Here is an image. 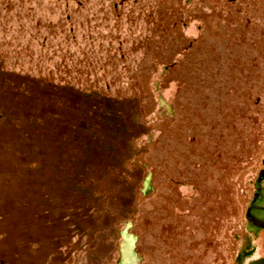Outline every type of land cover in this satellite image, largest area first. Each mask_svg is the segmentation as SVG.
<instances>
[{"label": "rangeland", "instance_id": "obj_1", "mask_svg": "<svg viewBox=\"0 0 264 264\" xmlns=\"http://www.w3.org/2000/svg\"><path fill=\"white\" fill-rule=\"evenodd\" d=\"M263 169L264 0H0V264H250Z\"/></svg>", "mask_w": 264, "mask_h": 264}, {"label": "water", "instance_id": "obj_2", "mask_svg": "<svg viewBox=\"0 0 264 264\" xmlns=\"http://www.w3.org/2000/svg\"><path fill=\"white\" fill-rule=\"evenodd\" d=\"M260 199H261V201H259ZM260 204H264V169L257 179L255 196H254V200H253L252 207L250 210L249 229H250L251 233L253 234V236L257 235L260 231H262L264 229V219L261 220L262 223H260V224H256L251 220V217L254 215L256 216V212L258 211V209H256V206L260 205ZM252 209H253V211H252ZM133 256H135L134 253H132V257ZM250 264H264V258H260V259H257L255 261H252Z\"/></svg>", "mask_w": 264, "mask_h": 264}, {"label": "flooded vegetation", "instance_id": "obj_3", "mask_svg": "<svg viewBox=\"0 0 264 264\" xmlns=\"http://www.w3.org/2000/svg\"><path fill=\"white\" fill-rule=\"evenodd\" d=\"M259 201H261V199ZM256 209H258V211L256 212L257 217L254 215L251 217V220L256 224H260V223H262L261 220L264 219V204L257 205ZM252 211H253V209H252Z\"/></svg>", "mask_w": 264, "mask_h": 264}]
</instances>
